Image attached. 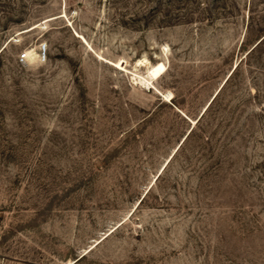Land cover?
I'll return each mask as SVG.
<instances>
[{"label":"rangeland","instance_id":"374dc122","mask_svg":"<svg viewBox=\"0 0 264 264\" xmlns=\"http://www.w3.org/2000/svg\"><path fill=\"white\" fill-rule=\"evenodd\" d=\"M0 264H264V0H0Z\"/></svg>","mask_w":264,"mask_h":264},{"label":"bare ground","instance_id":"6f19581e","mask_svg":"<svg viewBox=\"0 0 264 264\" xmlns=\"http://www.w3.org/2000/svg\"><path fill=\"white\" fill-rule=\"evenodd\" d=\"M26 54L28 55V59H29V57H31V60H32V58H34L35 56H37V52H36L35 48H29L26 51ZM110 62L116 68H120L122 70H124V69L126 70V67L124 66V63H123V60L122 59H120V60L118 59L117 61H110ZM144 63H148V65H147L148 66V68H147V75H140V76L138 75L139 76V79L138 80H139V82H141L145 86H148V87L150 86V87L155 88L157 90V92H158L159 89L154 85V80L157 79L159 76L162 75L163 71L166 68V63L162 62V64H156L155 65L153 63H150L147 58H143L142 57L141 59H139L138 64H144ZM135 75H137V74H135ZM172 97H173V93L171 91H168V92L164 93V98H166L167 100H169V99L171 100ZM194 122H196V120H194Z\"/></svg>","mask_w":264,"mask_h":264},{"label":"built area","instance_id":"2783aa9c","mask_svg":"<svg viewBox=\"0 0 264 264\" xmlns=\"http://www.w3.org/2000/svg\"><path fill=\"white\" fill-rule=\"evenodd\" d=\"M25 56H26L25 54L21 55L22 58H24Z\"/></svg>","mask_w":264,"mask_h":264}]
</instances>
